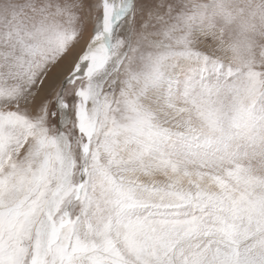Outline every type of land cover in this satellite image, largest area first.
Returning <instances> with one entry per match:
<instances>
[{
    "label": "snow or ice",
    "instance_id": "snow-or-ice-1",
    "mask_svg": "<svg viewBox=\"0 0 264 264\" xmlns=\"http://www.w3.org/2000/svg\"><path fill=\"white\" fill-rule=\"evenodd\" d=\"M0 264H264V0H0Z\"/></svg>",
    "mask_w": 264,
    "mask_h": 264
}]
</instances>
